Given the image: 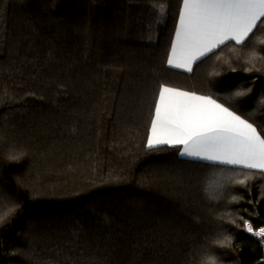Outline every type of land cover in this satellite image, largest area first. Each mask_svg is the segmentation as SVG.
<instances>
[{
  "label": "trees",
  "instance_id": "trees-1",
  "mask_svg": "<svg viewBox=\"0 0 264 264\" xmlns=\"http://www.w3.org/2000/svg\"><path fill=\"white\" fill-rule=\"evenodd\" d=\"M180 3L0 0V215L19 205L0 264H264L244 225L264 227L263 176L146 147L162 83L264 127V31L184 74L167 66Z\"/></svg>",
  "mask_w": 264,
  "mask_h": 264
},
{
  "label": "snow or ice",
  "instance_id": "snow-or-ice-1",
  "mask_svg": "<svg viewBox=\"0 0 264 264\" xmlns=\"http://www.w3.org/2000/svg\"><path fill=\"white\" fill-rule=\"evenodd\" d=\"M157 12L161 17L167 14L163 5ZM256 31H264V0H181L167 64L172 69L192 73L194 66L216 55L217 50L223 52L231 47L239 51L233 45L244 46ZM251 56L256 57L254 51ZM259 59L264 62V57ZM245 63L256 67L252 60ZM245 94L237 91L234 95ZM162 146L180 148L183 157L225 166L226 171L234 174L227 177L229 182L235 179L245 185L254 174L264 176V127L212 95L166 83L159 87L146 143L149 150H162ZM24 155L21 152L9 158L15 160ZM225 187L226 183L218 182L209 192L210 198H219ZM18 207L12 203L0 215V224ZM244 225L248 233L264 242V227L254 231L248 220ZM225 241H230V237L217 242L223 245Z\"/></svg>",
  "mask_w": 264,
  "mask_h": 264
},
{
  "label": "crops",
  "instance_id": "crops-1",
  "mask_svg": "<svg viewBox=\"0 0 264 264\" xmlns=\"http://www.w3.org/2000/svg\"><path fill=\"white\" fill-rule=\"evenodd\" d=\"M173 38H174V36H173ZM167 66H168V64H167ZM168 68H170V67L168 66ZM170 69H172V68H170ZM172 70H175V71H178V72H181V73H184V74H189V73H185V72H183L182 70H179V69H172ZM149 134H150V130H149ZM162 147H168V146H162ZM178 150H179V152H180V148H178ZM179 158H180L181 160H188V161H194V162H202V163H206V164L214 165V164H212L211 162H208V161L194 160V159L189 158V157H183V156H181L180 154H179ZM217 166H222V165H217ZM224 167H225V166H224ZM263 177H264V176H263Z\"/></svg>",
  "mask_w": 264,
  "mask_h": 264
},
{
  "label": "built area",
  "instance_id": "built-area-1",
  "mask_svg": "<svg viewBox=\"0 0 264 264\" xmlns=\"http://www.w3.org/2000/svg\"><path fill=\"white\" fill-rule=\"evenodd\" d=\"M254 237L260 242V245H261V247L263 248V251H264V242H262V238L257 237V236H254Z\"/></svg>",
  "mask_w": 264,
  "mask_h": 264
},
{
  "label": "clouds",
  "instance_id": "clouds-1",
  "mask_svg": "<svg viewBox=\"0 0 264 264\" xmlns=\"http://www.w3.org/2000/svg\"><path fill=\"white\" fill-rule=\"evenodd\" d=\"M9 162H12V159L9 158Z\"/></svg>",
  "mask_w": 264,
  "mask_h": 264
}]
</instances>
